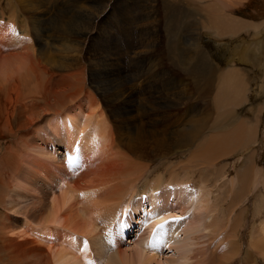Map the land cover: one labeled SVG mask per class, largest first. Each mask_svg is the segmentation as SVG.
<instances>
[{"label": "bare ground", "instance_id": "6f19581e", "mask_svg": "<svg viewBox=\"0 0 264 264\" xmlns=\"http://www.w3.org/2000/svg\"><path fill=\"white\" fill-rule=\"evenodd\" d=\"M37 2L41 12L28 6L18 12L27 15L30 30L14 11L4 19L16 27L11 25L5 32L0 27V138L10 137V142H15L6 145L2 157L7 162L5 172L10 176L7 178L10 190L14 192L13 184L19 174V179L24 180L21 196L7 194V211H13L21 219L17 231L7 215V241L15 239L26 247L19 258L7 255V264L264 261V170L248 157L247 151L254 145L248 143L257 134L252 124H246L235 142L232 136L223 133L234 126L235 113H228L223 122L209 126L208 117L203 112L200 115L198 109L187 120L188 126L170 131L165 105L153 108L146 98L142 106L147 105V110L138 112L133 101L135 94H123L119 87L113 89L116 86L113 82H106L107 87L103 83L109 63L111 66L119 61L122 53L132 55L134 60L137 50H148L149 43L143 47L129 45L124 52L119 50L112 55L106 49L93 51V32L72 33L70 28L48 27L46 23L53 18L59 0ZM262 26L261 29L251 26L254 32L250 39L254 44H244L242 40L241 45L231 47L228 71L237 72L236 65L256 67L258 63L252 58L260 61L264 54ZM7 29L13 33L11 37L6 36L10 34ZM29 32L36 50L16 41L27 38ZM188 59L191 58L185 60ZM214 71L212 68L202 71V79L210 80ZM184 105L181 101L177 107ZM204 133L209 136L204 143L197 144ZM71 146L78 149L82 165H76L80 169L74 178L63 169L58 156L61 151L68 153ZM189 150L186 162L181 160L164 168L159 163L154 165L175 155L188 154ZM234 155L241 157L239 170L228 178L219 173L217 166L219 160ZM31 188H38V192ZM249 195L255 200L250 220L252 232L247 242L242 241V233L248 221L245 218L249 217V209L244 205ZM27 198L29 202L17 211V200ZM171 215H178L179 219L170 220ZM137 216L141 218L135 223ZM160 222L163 224L150 235ZM136 225L143 230H134ZM4 230L0 223V233ZM136 233H143V237L131 241L138 236ZM131 243L133 246L126 248ZM172 244L174 255L163 260V248Z\"/></svg>", "mask_w": 264, "mask_h": 264}, {"label": "rangeland", "instance_id": "374dc122", "mask_svg": "<svg viewBox=\"0 0 264 264\" xmlns=\"http://www.w3.org/2000/svg\"><path fill=\"white\" fill-rule=\"evenodd\" d=\"M17 1L23 2V4L17 3ZM32 1L34 0H0V13H3L0 14V21L8 23L7 20H5L6 14H11L14 11L16 12V17L21 15L19 19L23 20L28 30H30L28 26L30 23L26 18L27 15L18 12L28 7L35 10V12H41L42 9H39V4H35L39 3L37 1L40 0H35V2ZM42 1L47 2V0ZM154 1L155 2L152 1V3L150 0H59L53 18L49 21L50 23L47 22L46 24L49 28L53 29L64 27V29L66 28L68 30L70 28L69 31L72 33H76L80 30L93 32L94 37L91 41L92 50L106 49L109 55L119 50L120 53L124 52L129 45L134 44V47H143L146 46L145 44L149 43L151 47L148 48L149 52L147 49H135L138 55L134 60L132 55L128 56L122 53L119 61L112 62L111 66L109 63L105 68L108 72H106L103 80V83L105 81L104 87H107L106 82H113L116 84L113 89L116 90L119 87L121 92H124L123 94H135L133 101L137 110L139 108L138 112L147 110V105L142 106L147 99L151 100V107L153 108L158 109V107L161 108L162 105H165V111H167L169 116L168 129H170V131L178 130L179 127L182 126H188L189 123L187 120L192 118V115L195 116L194 112L198 109L200 110V115L203 112L204 116L208 117L206 123L209 126L217 122L221 123L223 119L225 120V116H228V113H235L236 120L234 126L224 130L223 133L232 136V140L237 142L236 138L240 131L248 122L252 124L253 132H257V134L255 137L256 139L248 143L250 145L254 144V148L251 146V150L247 151L248 157L250 161L254 160L256 167L264 170V54L260 56V61L252 58L258 63L254 68L236 65L235 70L237 72L228 71L227 68L230 49L238 44L241 45L242 43L240 44V41L242 40L245 41L243 42L244 44L247 42V44H254V42L251 41L254 32L251 26L258 29L263 27L264 0ZM70 2L72 5L68 4ZM82 10H85V13L84 11L82 12ZM31 11L32 10H30V12ZM83 13L85 16L82 15ZM1 18H3V20ZM43 19L44 18H41V20ZM72 22L73 24H71ZM7 31L10 33V29H7ZM69 31H67V33L72 35ZM29 33L30 36L28 35L27 38H22L24 40L16 39V41L23 43L28 49L33 47L32 49L36 50V45L31 38L32 33ZM262 39H264V35H262L261 40ZM25 40L29 41L25 42ZM151 45H153L154 48ZM193 55L196 59L193 58ZM186 58L191 59L186 61ZM202 62L204 63L203 66ZM210 63L213 64L211 65ZM239 67L244 70L239 71L241 70ZM109 68L113 69L110 71ZM207 68L215 69V74L213 75L215 79L212 77L210 80L206 79L205 82V77L202 79L201 73L202 71L205 73ZM208 73V75L211 74L209 71ZM211 84L212 86H210ZM183 97H186L188 101H185ZM181 101L184 102L185 105L179 108L177 105ZM42 126L44 127V125ZM231 133H233V135ZM208 136V133H204L199 137L197 144L204 143L205 138ZM10 141V137H7V139L6 137L0 138V171L3 172V174L2 172L0 174V180L2 181H0V187L2 186L0 189V223H3L5 227L3 233H0V264H7V255L12 258H19L26 249L20 241L15 239L7 241V215L9 216V223L14 225L17 231L21 223V219L17 217L15 213L12 214L13 211H7V194L9 193L11 197L21 196L24 186V180L22 181L19 179V177H21L20 174L17 178V183H15L16 185L13 184L15 187L14 192L10 190V181L7 182V180H10L7 179L10 178V176L5 172L7 170V162L4 163L6 160H3L4 156L2 157V155L6 153V145L15 143ZM58 153L59 159L61 160V154L63 153L62 151ZM189 155L190 150L188 154L185 152L181 156L175 155L162 162H156L154 165L159 163L163 165L164 168L172 164L175 165L181 160L186 162ZM226 158L227 157L219 160L217 166L218 171L219 173H225V176L228 178H233L236 174V169H238L237 166L241 157L240 155L239 157L234 155L231 156L230 159L226 160ZM2 165H4V167ZM152 167L153 165L151 168ZM162 169H160V171ZM163 173L165 176H168L166 169H163ZM152 178L154 177L152 176L150 181H152ZM31 189L34 192H38V188ZM248 198L249 199H246L244 202V205L247 210L249 209V217L247 216L245 218L248 221L242 233V241L247 242L250 232H252L251 228L253 225L250 224V220L252 218L253 201L255 200L252 195H249ZM27 200L29 202L30 198L26 200H17L18 205L15 209L21 211L24 203H28ZM148 210L149 209L146 208V212H148ZM186 216L188 217L189 214H186ZM139 218L141 217L137 216L134 218L135 223L138 222ZM136 226H133L134 230H143L139 226ZM137 235L138 236L136 238L133 237L131 241L143 237V233H138ZM183 238L179 237V239ZM126 243L129 242L126 241ZM127 246L131 248L133 245L131 243L126 244V248H128ZM167 248L165 247L162 250L163 260L164 258L172 257L175 253V251L172 250L174 248L173 244L170 248ZM241 249L244 250L242 247ZM111 251L112 250H110L109 253ZM263 262L264 261H256L254 264H264Z\"/></svg>", "mask_w": 264, "mask_h": 264}]
</instances>
